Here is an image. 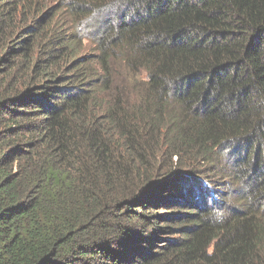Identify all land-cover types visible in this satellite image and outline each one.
Wrapping results in <instances>:
<instances>
[{
	"label": "trees",
	"instance_id": "1",
	"mask_svg": "<svg viewBox=\"0 0 264 264\" xmlns=\"http://www.w3.org/2000/svg\"><path fill=\"white\" fill-rule=\"evenodd\" d=\"M0 264H264V0H0Z\"/></svg>",
	"mask_w": 264,
	"mask_h": 264
}]
</instances>
